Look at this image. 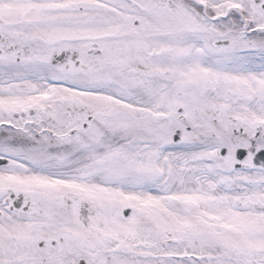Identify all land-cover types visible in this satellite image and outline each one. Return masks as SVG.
Wrapping results in <instances>:
<instances>
[{
  "label": "snow or ice",
  "instance_id": "obj_1",
  "mask_svg": "<svg viewBox=\"0 0 264 264\" xmlns=\"http://www.w3.org/2000/svg\"><path fill=\"white\" fill-rule=\"evenodd\" d=\"M0 264H264V0H0Z\"/></svg>",
  "mask_w": 264,
  "mask_h": 264
}]
</instances>
